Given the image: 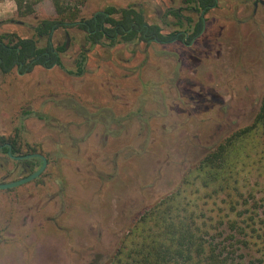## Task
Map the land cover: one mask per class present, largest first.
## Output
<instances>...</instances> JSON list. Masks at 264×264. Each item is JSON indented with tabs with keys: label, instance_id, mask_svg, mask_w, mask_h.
I'll return each instance as SVG.
<instances>
[{
	"label": "rangeland",
	"instance_id": "1",
	"mask_svg": "<svg viewBox=\"0 0 264 264\" xmlns=\"http://www.w3.org/2000/svg\"><path fill=\"white\" fill-rule=\"evenodd\" d=\"M108 6H131L164 36L188 37L91 44L85 31L60 26L49 37L53 48L66 42L59 63L0 71V137L47 158L37 178L0 189V264H105L146 207L259 111L264 0H216L203 12L195 0H83L64 18L52 0L28 15L0 0V35L43 47L47 37L33 32L40 20L90 19ZM20 174L0 152V182ZM250 197L264 233V193ZM236 238L245 264H264L257 241L250 249Z\"/></svg>",
	"mask_w": 264,
	"mask_h": 264
},
{
	"label": "trees",
	"instance_id": "2",
	"mask_svg": "<svg viewBox=\"0 0 264 264\" xmlns=\"http://www.w3.org/2000/svg\"><path fill=\"white\" fill-rule=\"evenodd\" d=\"M14 1L18 13L28 15L41 0ZM82 1L52 0V3L56 14L64 18L73 17L71 11ZM195 2L196 9L204 11L216 4V0ZM60 26H75L85 31L91 44L99 43L102 38L110 43L117 40L164 42L177 35L164 36L158 25L148 24L143 13L131 6L120 9L108 6L90 19L67 23L61 19H42L33 27V32L37 39L47 37L43 47L33 37L0 35V71L8 73L20 62L29 67L59 63L57 54L65 50L66 42L53 48L49 37ZM201 26L200 18L195 32ZM179 36L183 39L184 32ZM77 64L81 72L82 61ZM263 137L264 97L252 124L231 133L187 167L177 185L136 218L105 264H245L244 255L239 252L242 241L236 235L245 237L250 249L257 241L259 251L264 254L261 220L256 217L255 202L250 201L257 190L264 193ZM3 142L0 137V143ZM250 176L262 179L250 184ZM225 225L229 226L225 228ZM227 229L232 232L226 237L230 245L223 236Z\"/></svg>",
	"mask_w": 264,
	"mask_h": 264
},
{
	"label": "flooded vegetation",
	"instance_id": "3",
	"mask_svg": "<svg viewBox=\"0 0 264 264\" xmlns=\"http://www.w3.org/2000/svg\"><path fill=\"white\" fill-rule=\"evenodd\" d=\"M257 2V1H255ZM204 10H202L203 12ZM202 19V18H201ZM180 33H177L176 37L173 38V40H175L178 36H179ZM187 34L184 33V36H183V39L182 40H185L187 38ZM28 67L27 65H23L22 62H20L18 65H16L14 68H22V67ZM25 146L24 149H22V147ZM0 152L1 153H5L6 157H8L9 159H13L17 162V164L19 165V168L21 170V174H20V177L16 178V179H19L21 177H24V176H27L29 175L30 173H32L33 171H35L41 164H42V160L41 158L39 157H24V158H21V159H16L15 157L16 156H25V155H28V154H33V153H39L38 150H36L35 146H33L32 144L29 143V145L27 144H23L21 147L20 146H16V144L13 146V143L12 142H7V141H4L3 143H0ZM39 154H42V153H39ZM43 155V154H42ZM44 156V155H43ZM45 157V156H44ZM46 161H47V158L45 157ZM46 166H47V163H46ZM45 166V168H46ZM44 168V169H45ZM43 169V171H44ZM42 171V172H43ZM41 172V173H42ZM40 173V174H41ZM39 174V175H40ZM38 177V176H37ZM36 177V178H37ZM14 179V180H16ZM35 179V178H34ZM14 180H10V181H7V182H11V181H14ZM33 180V179H32ZM31 181V180H30ZM7 182H0V183H7ZM29 182V181H28ZM27 183V182H26ZM25 184V183H24ZM22 185V184H21ZM20 186V185H18ZM17 187V186H16ZM11 188H14V187H11ZM5 189H10V188H5Z\"/></svg>",
	"mask_w": 264,
	"mask_h": 264
},
{
	"label": "water",
	"instance_id": "4",
	"mask_svg": "<svg viewBox=\"0 0 264 264\" xmlns=\"http://www.w3.org/2000/svg\"><path fill=\"white\" fill-rule=\"evenodd\" d=\"M34 156L39 157L42 160V164L35 171H33L32 173H30L27 176L21 177L19 179L14 180V181L7 182V183H0V189L16 187L18 185L24 184V183L36 178L37 176H39V174L43 171V169L45 168L46 163H47L45 157L42 154L33 153V154L25 155V156H16L15 158L21 159L24 157L26 158V157H34Z\"/></svg>",
	"mask_w": 264,
	"mask_h": 264
}]
</instances>
